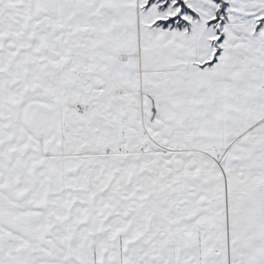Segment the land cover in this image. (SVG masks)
I'll list each match as a JSON object with an SVG mask.
<instances>
[{
  "label": "snow or ice",
  "instance_id": "6c2138e0",
  "mask_svg": "<svg viewBox=\"0 0 264 264\" xmlns=\"http://www.w3.org/2000/svg\"><path fill=\"white\" fill-rule=\"evenodd\" d=\"M0 264H264V0H0Z\"/></svg>",
  "mask_w": 264,
  "mask_h": 264
}]
</instances>
